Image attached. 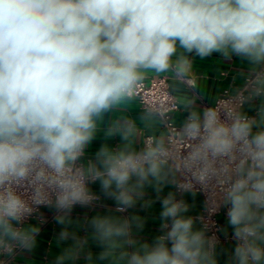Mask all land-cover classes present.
Returning <instances> with one entry per match:
<instances>
[{
	"label": "clouds",
	"instance_id": "9594fccd",
	"mask_svg": "<svg viewBox=\"0 0 264 264\" xmlns=\"http://www.w3.org/2000/svg\"><path fill=\"white\" fill-rule=\"evenodd\" d=\"M214 55L247 72L230 103L200 107L194 59ZM97 182L115 211L73 220ZM168 185L227 209L226 264H264V0H0V258L36 247L25 221L46 206L72 241L54 264H219ZM157 201L161 233L141 242L146 218L118 213Z\"/></svg>",
	"mask_w": 264,
	"mask_h": 264
},
{
	"label": "crops",
	"instance_id": "0c3cea01",
	"mask_svg": "<svg viewBox=\"0 0 264 264\" xmlns=\"http://www.w3.org/2000/svg\"><path fill=\"white\" fill-rule=\"evenodd\" d=\"M194 72L198 78V82L202 92L207 97L199 102L200 107L212 106L219 98L221 92L225 88L231 89L233 92L242 87L243 77L247 72L246 67L238 60L233 58L232 62L227 63L218 56H213L205 60H200L198 57L194 59ZM135 107L129 109L130 114H134ZM103 141L101 139L95 140L88 149V158L95 153L100 147ZM112 146L119 143V138H113L109 141ZM90 188L93 192L100 196V200L88 207H81L76 205L73 208L71 216L73 220H79L81 222L91 218L93 215L100 213L105 214L109 209L115 211V203L112 199L106 198L100 191L99 183L91 184ZM169 191L176 193V198H183L190 205L188 215L198 218L195 223L197 229L201 228L199 224V217L202 212V199L196 194L193 196L191 192H185L182 195H178L175 185H168L165 187L162 195H167ZM156 193L151 189H147L145 199L154 198ZM161 204L159 201L155 202L150 209H145L137 204L135 208L128 209L119 215L127 216L132 212H136L146 218L144 229L136 233V238L141 242L151 243L153 238L161 233L160 229V216ZM58 213L48 207H45L38 219H34L26 224H34L39 227V233L37 235L36 247L31 251H22L17 249L12 257L0 258L4 259L5 264H54L55 257L60 253L63 247L70 244L71 238L65 241L63 244H57V237L63 225H60L56 221V215ZM218 220L221 226L222 235L232 234V229L227 225V209L222 206L218 215ZM227 229V232L223 231ZM72 230H77L75 224L72 225ZM79 235L83 237L86 235L84 227H79ZM235 242L228 244H219L218 247V262L219 264H226L228 257L233 250ZM89 249L93 253L101 251L94 243L89 244ZM78 264H84L83 258ZM103 264V262H101Z\"/></svg>",
	"mask_w": 264,
	"mask_h": 264
},
{
	"label": "built area",
	"instance_id": "2783aa9c",
	"mask_svg": "<svg viewBox=\"0 0 264 264\" xmlns=\"http://www.w3.org/2000/svg\"><path fill=\"white\" fill-rule=\"evenodd\" d=\"M166 86V82L165 81H152L150 82L148 88L145 90V95L152 99L155 100L159 97L160 95V91L162 88H164ZM233 95V91L229 88H225L223 89V91L221 92L219 98L216 100L220 101L222 104H227L231 102V98ZM215 102V103H216ZM197 192L196 194H198L201 199H202V212L200 217H202L203 219H199V224L201 226V228L207 226V234L208 235H215L218 240H219V244H228L230 242H235L233 235H222L221 233V226L218 220V215L221 211V207L222 205L218 208V210L213 213L211 212V206L207 205V201H208V193L201 190L200 186L197 185ZM176 191L177 194L180 196L185 192H181L177 186H176ZM46 206H39L36 211L32 214V216L28 217L25 221V224L34 220V219H38L40 217V214L42 212V210L45 208ZM199 217V218H200Z\"/></svg>",
	"mask_w": 264,
	"mask_h": 264
}]
</instances>
